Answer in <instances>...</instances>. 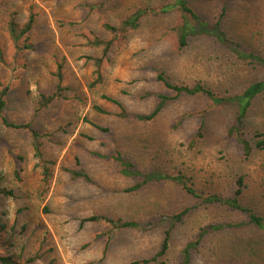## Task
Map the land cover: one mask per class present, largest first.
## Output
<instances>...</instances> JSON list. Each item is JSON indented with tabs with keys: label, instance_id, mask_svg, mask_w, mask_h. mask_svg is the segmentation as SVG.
Instances as JSON below:
<instances>
[{
	"label": "rangeland",
	"instance_id": "374dc122",
	"mask_svg": "<svg viewBox=\"0 0 264 264\" xmlns=\"http://www.w3.org/2000/svg\"><path fill=\"white\" fill-rule=\"evenodd\" d=\"M169 1L10 0L0 5V43L6 60V65L0 63V81L10 87L4 112L10 120L27 123L38 132L44 158L53 161L50 186L41 195V169L33 157L29 131L5 127L0 121L2 185L16 194L0 196V210L12 232L9 241L0 236L1 254L19 255L23 264H133L155 255L169 229L166 254L149 264H179L182 247L195 239L202 226L247 222L245 213L207 205L171 179L152 180L126 191L140 179L119 173L111 157L117 152L142 173L191 178L202 196H232L235 180L242 176L241 203L264 217V149H254L248 157L242 154L229 133L235 105L194 114L206 108L204 95L173 97L155 78L163 72L171 83L199 82L217 95L230 96L264 79V67L238 60L205 36L190 37L188 45L179 48L171 30L179 18L169 11L143 18L121 47L113 46L97 79L94 59L101 55L102 46L94 39L111 38L104 25H116L136 7ZM191 4L203 20L216 19L218 0H191ZM30 8L36 14L29 38L32 48L18 50L8 36L6 21L13 11L24 22ZM222 29L244 49L264 56V0H231ZM62 57V96L36 112L38 95L54 90L55 63ZM159 94L170 99L148 121L116 116L118 107L103 98L117 99L131 115L148 114L159 102ZM95 105L107 113H98ZM185 113L194 115L177 124ZM201 121L202 136L191 148L189 140ZM244 129L249 139L254 140L256 131L264 138V92L253 100ZM18 155L23 158L18 164L19 181L13 177ZM67 170H83L91 181L74 178ZM184 209L188 212L182 221L164 220L150 229L110 230L103 221L80 226L91 215L145 226L161 214L171 216ZM37 253L35 261L26 262ZM190 264H264V232L247 225L211 233L192 250Z\"/></svg>",
	"mask_w": 264,
	"mask_h": 264
},
{
	"label": "trees",
	"instance_id": "16d2710c",
	"mask_svg": "<svg viewBox=\"0 0 264 264\" xmlns=\"http://www.w3.org/2000/svg\"><path fill=\"white\" fill-rule=\"evenodd\" d=\"M10 0H0V5H5ZM219 1V10L216 16V19L212 22L208 20H203L198 12L195 10V7L191 4V0H170L167 3L156 5V6H140L136 7L132 10L131 13L126 15L123 19H121L116 25L105 24L104 28L109 31L111 38L107 41L99 40L98 38L94 39V43L102 46L101 55L98 58L94 59L95 67H96V75L97 79L100 80V67L102 61L105 59L111 48L114 46L115 48H119L122 46L126 35L129 31L135 30L139 27L140 21L148 16H157L160 14L168 13L169 11H175L178 15L179 22L175 24L171 30L175 33L176 42L179 48H184L188 45V38L196 37V36H205L211 38L218 44L220 47L224 48L226 51L232 53L238 60L245 61L251 64H258L264 67V56L256 53L254 51H248L244 49L240 42L231 39L227 36L226 32L222 29V19L226 15L228 11V4L231 0H218ZM36 21V14L33 12L32 8L29 9V12L25 18L24 22H20L17 19L16 12H10L8 19L6 21V31L15 48L18 50H28L32 48V43L29 42L30 33ZM65 58H61L55 63V72L54 76L56 78V83L54 86V90L51 94L45 95L44 93H40L38 95V99L36 101L35 111L39 112L46 107H48L56 98L62 96V92L64 88L62 86L63 82V66H64ZM0 63L2 65H6V60L4 58L3 49L0 43ZM156 80L161 82L162 85L171 90L176 97L180 94L185 95H204L207 99L206 108L202 109L199 112H194V114H203L210 109L215 108L219 105L224 104H233L236 107V115L234 119V123L231 126L229 133L232 134L236 142L241 148L242 154L245 157H248L254 149H264V138L263 134L260 132H254L253 138L249 139L245 132V122L248 111L253 103V100L261 95L264 92V79H260L254 81L245 86V88L238 94H233L230 96H220L215 94L210 89L206 88L204 85L199 82H195L193 84H185L178 85L171 83L167 77L164 76L163 72H158L156 74ZM10 90L8 84L0 81V121L1 123L8 128L12 129H20V130H28L30 133V147L33 152L34 159L37 160V166L41 169V190L40 194L43 195L47 192L50 182L53 176L52 165L53 161L50 159L47 160L44 158L42 143H41V135L33 129L29 124L25 123H16L10 120L4 110L6 107V98L7 94ZM160 98L159 102L156 104L155 108L149 112L148 114H129L123 105L115 98H111L108 96H103L106 100L114 103L119 112L115 113L118 117H133L139 121H148L153 119L161 110L166 100L170 99L166 94H159ZM95 111L98 113H107L101 107L95 105ZM193 113H185L178 120L177 124L186 119L189 116L194 115ZM203 126V122L199 125L197 133L193 138L189 140L188 146L195 147L198 139H200L201 129ZM100 130H105L104 128H100ZM112 159L117 163L119 167V173L123 176L128 177H136L139 178L140 181L135 183L133 186L127 188L126 191H134L139 189L143 184L152 181V180H163V179H171L180 187L183 191H185L188 195L199 198L203 203L207 205H216L225 207L227 209H232L235 211L243 212L247 215V222H234V223H209L201 228H199L196 237L194 240L187 242L181 249L180 253V262L179 264H190L191 262V253L192 250L197 249L202 239L216 232H221L226 229L242 227L250 225L257 230L264 232V217L256 213L252 208L247 207L241 203V196L243 193L244 182L243 177L239 176L235 180V189L233 191L232 196L222 197L218 194H210L207 196H202L195 189L191 178L178 174L169 176L166 174H161L158 172H148L142 173L139 171L135 165L122 156L119 152L116 155L111 156ZM23 161L22 156H16L15 165L13 170V177L19 181L21 180L20 172L22 168L18 165ZM70 175L74 178H80L84 182H90L89 176L83 170H67ZM4 173L0 171V196L4 198H14L16 196L14 189L8 188L5 185H2L4 181ZM188 212V209H184L174 215H159L154 219L150 220L145 224V226H141L139 223L134 221H121L118 219H112L104 215H91L86 218H83L80 221V226L85 222H96L103 221L108 224L110 230L122 229V228H144L150 229L157 225L158 222H162L164 220H171L173 223L182 221L183 217ZM5 212L0 210V236L6 235V239L10 240L12 236V232L10 228H8V224L4 219ZM22 227H26V224L23 223ZM8 234V236H7ZM169 236L170 230L166 229L164 232L163 240L160 246L159 251L150 258H143L133 262V264H149L152 262H158L160 257H163L169 246ZM4 238V240L6 241ZM46 241V238L44 239ZM43 241V242H44ZM40 254H36L32 258H29L26 262L35 261L36 257L38 258ZM5 255L0 253V264H23L19 261V255ZM163 264V262H159Z\"/></svg>",
	"mask_w": 264,
	"mask_h": 264
}]
</instances>
